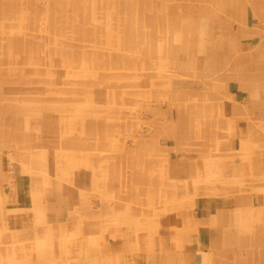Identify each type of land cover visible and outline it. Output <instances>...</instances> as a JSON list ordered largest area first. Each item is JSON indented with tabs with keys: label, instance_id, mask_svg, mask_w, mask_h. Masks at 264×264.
<instances>
[{
	"label": "rangeland",
	"instance_id": "1",
	"mask_svg": "<svg viewBox=\"0 0 264 264\" xmlns=\"http://www.w3.org/2000/svg\"><path fill=\"white\" fill-rule=\"evenodd\" d=\"M0 264H264V0H0Z\"/></svg>",
	"mask_w": 264,
	"mask_h": 264
},
{
	"label": "bare ground",
	"instance_id": "2",
	"mask_svg": "<svg viewBox=\"0 0 264 264\" xmlns=\"http://www.w3.org/2000/svg\"><path fill=\"white\" fill-rule=\"evenodd\" d=\"M254 8V7H253ZM256 8V7H255ZM203 39V38H202ZM21 40V39H20ZM22 43V42H21ZM2 108V107H1ZM3 111V110H2ZM200 112V111H199ZM204 113V112H203ZM250 125V124H249ZM249 145H252V144H249ZM144 250V249H143Z\"/></svg>",
	"mask_w": 264,
	"mask_h": 264
}]
</instances>
